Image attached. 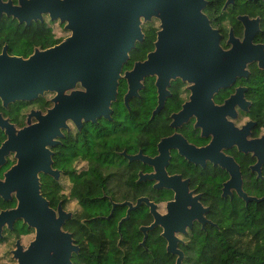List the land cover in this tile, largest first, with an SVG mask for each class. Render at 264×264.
<instances>
[{
    "label": "flooded vegetation",
    "instance_id": "1",
    "mask_svg": "<svg viewBox=\"0 0 264 264\" xmlns=\"http://www.w3.org/2000/svg\"><path fill=\"white\" fill-rule=\"evenodd\" d=\"M204 1L201 11L212 30L217 31L211 37L200 27L202 21H198L194 31L192 22L184 19L189 14L186 4L176 6L172 19L164 4L158 5L157 13L150 18L141 16L142 39L132 49H137V58L129 65L131 51L122 76L136 62L144 64L150 53L155 52V58L146 67L139 95L129 100V106L125 103L129 83L122 77L118 94L123 85L126 89L121 110L115 107L117 95L112 110L58 113L57 122L53 123L58 129L56 137L41 155L46 171L38 175L41 193L56 217L69 214L61 229L71 235V244L78 247V251L72 252L71 264H82L84 256L94 260L91 264H98L97 257L116 256L117 250H121L125 263L127 247L122 243L130 219L142 234L138 245L147 251L151 246L153 260L164 249L166 259L170 260L167 264H176L181 254L182 264H188L187 260L196 253L190 244L203 240L210 231L222 232L226 206L240 209L264 202L247 203L239 195L237 181L225 192L232 176L222 163L223 158H232L240 170L244 192L251 197H264L258 194L264 193V106L256 105L257 98L263 94L258 82L264 81V68L259 60L248 61L245 66L248 75H236L231 85L224 87L221 66L224 52L237 45L258 46L255 52L258 56L264 52V15L260 12V8L264 9V0H244L255 7L232 16L225 14L237 0L226 9L227 0H222L219 9L215 6L216 0ZM244 15L252 22L244 23L240 19ZM14 20L26 26L25 22ZM49 20H52L50 14H44V21L57 43L47 48L71 35L65 27L67 22L52 20L59 21L70 32L69 36L58 38ZM248 29L252 32L251 44L243 45ZM235 39L240 43L236 44ZM8 51L17 55L9 47ZM76 89H82L81 85ZM239 89H242V102L238 100L224 108ZM55 97V92L47 91L30 101H21L24 102L22 124L0 113L17 128L37 124L36 115L47 116L55 105ZM2 131L5 141L7 136ZM17 162L15 153L8 155L0 165V179ZM152 175L153 180L144 179ZM144 197L154 202L160 215L170 214L169 231L176 242V253L167 251L168 240L162 235L161 224L148 231L145 244H141L145 237L141 227L155 221L149 205L142 203L131 209L129 218L125 219L130 207L125 203L135 206ZM9 201L14 204L0 211L17 206L15 195ZM145 219L148 223H144ZM135 225L130 231L135 230ZM1 233L0 245H10V248L5 256L7 260L0 264H18L19 246L28 249L37 236L36 229L23 219H17L12 228L4 225ZM47 262L56 264L54 259Z\"/></svg>",
    "mask_w": 264,
    "mask_h": 264
},
{
    "label": "water",
    "instance_id": "2",
    "mask_svg": "<svg viewBox=\"0 0 264 264\" xmlns=\"http://www.w3.org/2000/svg\"><path fill=\"white\" fill-rule=\"evenodd\" d=\"M232 3L234 0H227L225 9ZM161 4L168 6L170 19L174 17L172 12L176 6L184 7L186 4L189 14L184 19L192 22L194 31L200 20L205 35L211 37L217 32L212 30L201 11L204 0H18L16 3L14 0H0V20L6 15L31 25L33 21H44V14H50L52 20L67 22L65 27L71 31L63 42L47 49L37 47L28 57L11 55L8 45L0 53V100L5 108L17 101L35 99L47 91L56 93L54 107L47 116L37 114V124L28 123L17 128L0 113V128L7 136L0 145V165L11 153H15L18 159L0 179V197L9 201L15 195L18 202L15 208L0 211V235L4 225L12 228L17 219H23L37 231L36 239L28 249L19 246L16 251L18 264H47L50 259L56 260V264H71L72 252L78 251V247L71 244V235L61 229L69 214L62 213L57 218L41 193L38 173L46 171L41 155L46 151V145L56 137L58 129L53 123L57 122L61 110H112L122 77L129 83L125 103L129 106V100L139 95L145 69L155 58V52L149 54L144 64L136 62L124 76L122 70L137 41L142 39L141 16L150 18ZM162 17L165 18L164 15ZM240 19L244 23L252 22L247 15L240 16ZM247 34L243 45L251 44L252 32L248 29ZM234 42L240 43L238 39ZM257 49L259 47L254 45H237L224 52L225 60L221 62L224 87L231 85L236 75H248L245 70L248 61L259 60L264 68V52L258 56L255 54ZM78 84L82 89H76ZM241 99L242 89H239L227 100L224 108ZM222 163L232 176L225 192L237 181L240 184L239 195L247 203L264 201V197H251L244 192L240 170L232 158L225 157ZM144 179L154 178L152 175ZM142 203L151 207L155 221L141 227L145 234L141 244H145L148 231L161 224L164 227L162 235L168 240L167 251L176 253V242L169 231L170 214L160 215L149 198L139 199L135 206L125 203L130 206L125 219L129 218L131 209L140 207ZM51 251H54L53 255ZM176 264H182V254Z\"/></svg>",
    "mask_w": 264,
    "mask_h": 264
},
{
    "label": "trees",
    "instance_id": "3",
    "mask_svg": "<svg viewBox=\"0 0 264 264\" xmlns=\"http://www.w3.org/2000/svg\"><path fill=\"white\" fill-rule=\"evenodd\" d=\"M5 1V0H4ZM18 0H14L16 3ZM222 0H216L215 6L219 9ZM255 7L244 0H237L234 7H231L225 16H232L238 12H250ZM258 7V6H256ZM260 12L264 15V9L260 8ZM234 17V16H233ZM57 43L54 39L51 28L46 21L33 22L31 25H22L16 23L14 19L6 15L0 20V53L5 44H8L10 52L25 57L33 53L36 47L47 48ZM137 49L131 53L132 64L137 58ZM259 90L262 91L261 97L257 98L256 105L264 106V81L258 82ZM126 87L123 85L120 89V95L115 107L117 110L123 108L122 95ZM24 102L17 101L6 109L0 100V111L10 116L11 120L22 124V106ZM5 139V135L0 130V144ZM147 193V190H146ZM264 194V193H258ZM100 200V199H98ZM14 201H5L0 198V209L10 207ZM243 205V201H241ZM146 220V219H145ZM144 223H148L147 220ZM129 231L125 234V241L122 245H126L127 254L126 261L123 262L121 250H117L116 256L96 258L98 264H167L170 262L166 259L167 253L164 249L159 252V258L153 260L154 251L150 246V250L142 249L138 245L141 233L135 225L133 219L128 222ZM135 225V230L130 231V227ZM107 230V227L104 228ZM190 249L195 250V256L187 260L188 264H264V202L256 204V207L242 206L240 209H231L225 207L224 224L222 232L211 231L206 238L199 242L190 244ZM113 250L116 251L115 244H112ZM84 256V255H83ZM94 260L89 256L82 258V264H91Z\"/></svg>",
    "mask_w": 264,
    "mask_h": 264
},
{
    "label": "rangeland",
    "instance_id": "4",
    "mask_svg": "<svg viewBox=\"0 0 264 264\" xmlns=\"http://www.w3.org/2000/svg\"><path fill=\"white\" fill-rule=\"evenodd\" d=\"M53 21L52 20H49V23H52ZM51 26L53 27L54 29V34L58 37V38H65L67 36L70 35V32L67 31L61 24L59 21H56V22H53L51 24ZM10 248V245L8 246H5V244H1L0 245V262L1 261H5L7 260L6 259V255H7V252Z\"/></svg>",
    "mask_w": 264,
    "mask_h": 264
}]
</instances>
